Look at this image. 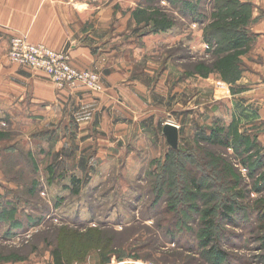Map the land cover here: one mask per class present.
<instances>
[{"label": "rangeland", "instance_id": "obj_1", "mask_svg": "<svg viewBox=\"0 0 264 264\" xmlns=\"http://www.w3.org/2000/svg\"><path fill=\"white\" fill-rule=\"evenodd\" d=\"M89 1V42L128 26L142 60L155 57L153 79H137L147 88L126 96L138 138L111 141L105 152L96 140L102 127L85 125L102 119V109L85 99L61 96L55 111L39 101L36 109L51 115L43 125L27 108H0V264H264V147L237 130L229 111L207 133L198 116L205 94L244 86L235 84L245 69L238 56L253 38L232 48L231 26L249 24L251 9L236 0ZM11 18L0 23V74L29 76L32 90H43L39 77L61 90L105 92L101 70L70 56L85 32L70 38L73 27L65 32L54 16ZM62 66L87 77L68 81ZM213 129L228 143L209 141Z\"/></svg>", "mask_w": 264, "mask_h": 264}, {"label": "crops", "instance_id": "obj_2", "mask_svg": "<svg viewBox=\"0 0 264 264\" xmlns=\"http://www.w3.org/2000/svg\"><path fill=\"white\" fill-rule=\"evenodd\" d=\"M237 1L251 9L247 14V21L250 23L245 26L236 25L244 27L246 39L247 36L253 38L247 43L243 55L238 56L245 69L235 84H243L244 86L241 91L235 90L233 93L229 92L228 88L223 93L221 88L213 97L208 99H206L207 95L205 94L203 101L199 102L198 116L199 121H201L200 124L207 133L209 127L219 123L216 119L219 112L229 111L233 115L232 122L234 125L240 124L238 128L241 129L237 130L241 132L245 129L247 134L251 133L255 140L264 147V0H236V3ZM90 2L88 0L81 2L78 0H0V23H12V15H43L48 16L49 20L54 16L55 22L60 24V29L66 28L71 33L73 30L76 32L70 38H78V35L85 32V37L81 36L83 39L80 38L85 43H77V41L72 43L70 56L72 58L84 57L88 68L101 70L105 86L104 93H95L89 90L83 92L76 88L61 90L54 87L50 82L49 86L46 85L47 82L42 81L44 79L36 77L41 80L44 88L39 90L36 86L32 90L29 87V83H31L29 76L14 70L10 73L5 71V74H2L6 75V80H3L2 74H0V108H27L28 111L37 113L36 120L39 121L38 124L43 125L46 124V120L51 115H45L46 107H41L42 110L46 109L43 112L36 109L41 106V104H37L39 101L46 102L49 100L51 102L50 109L55 111L61 96H71L75 102L85 99L91 104H97L102 109V119L97 122L92 117L86 121L85 125L91 128L102 127L101 132L97 131L96 140L102 147L105 146L103 149L105 152L110 153L112 152L110 149L112 146H109L111 141L117 140L123 145V143L127 144L138 138L135 135L138 132L136 112L127 106L126 96L136 98L138 88H147L145 84H140L137 79H153L155 72L151 59L155 57L142 60L141 40L138 37L127 35L128 32H131L128 26L110 32L105 39H100L98 42L94 40L89 42L91 40L89 37L94 38L92 33H95L93 8L89 4ZM88 11H91L89 16ZM38 24L40 27L41 22L38 21ZM0 29H4V27L0 26ZM64 31L67 30L64 29ZM143 61L146 62L145 66L140 65ZM156 65L155 63V68ZM167 71L168 68L166 67L161 74L165 75ZM15 77L21 79L22 82L15 81L13 79ZM225 98L228 99V104L223 105L221 103L224 102L221 101H224ZM66 105L69 106V108L67 107L68 114L72 119V107L74 108L76 104H73L70 99ZM207 111L211 112L208 121L206 119ZM75 112H77L76 109H74ZM65 114L67 113L65 112ZM202 117L204 118L202 119ZM212 117L213 120H211ZM29 119L33 121L34 118L29 117ZM58 121L60 119L57 118L52 122L57 124ZM222 125L224 126L223 123ZM131 149L130 147L127 151L130 152L129 158L134 157V151Z\"/></svg>", "mask_w": 264, "mask_h": 264}, {"label": "trees", "instance_id": "obj_3", "mask_svg": "<svg viewBox=\"0 0 264 264\" xmlns=\"http://www.w3.org/2000/svg\"><path fill=\"white\" fill-rule=\"evenodd\" d=\"M235 24H237V23H235ZM235 24L233 23V26H231V27H233V28H231V30L233 31L232 34L236 36V39L233 41V44L231 46L232 48H237V47L241 46L242 40H244L246 38L245 34L243 32H237L236 31L237 29L235 28V26H236ZM235 61H237V56L235 58ZM218 135L221 138H218ZM227 139H228L227 136L223 137L222 134L220 132H218L217 129L211 130L209 141H211L213 143L224 144L223 142H220V140H221L227 144L228 143Z\"/></svg>", "mask_w": 264, "mask_h": 264}, {"label": "built area", "instance_id": "obj_4", "mask_svg": "<svg viewBox=\"0 0 264 264\" xmlns=\"http://www.w3.org/2000/svg\"><path fill=\"white\" fill-rule=\"evenodd\" d=\"M27 50H28V54H36V56H38V54L40 53L41 50H39L38 48H35L33 46H26ZM26 55H24L23 57H20V60L24 61V59H26ZM31 63H35V61H30ZM60 73L62 74V76H65L66 78H68V81H72L74 79H79V78H86L87 76H84L82 74H77L75 72H73L72 70L67 69V66H62L59 69ZM69 71V72H66Z\"/></svg>", "mask_w": 264, "mask_h": 264}, {"label": "water", "instance_id": "obj_5", "mask_svg": "<svg viewBox=\"0 0 264 264\" xmlns=\"http://www.w3.org/2000/svg\"><path fill=\"white\" fill-rule=\"evenodd\" d=\"M164 132L168 138H174L176 136V129L173 125L167 124L164 126Z\"/></svg>", "mask_w": 264, "mask_h": 264}]
</instances>
